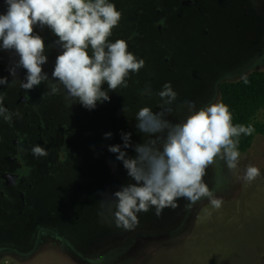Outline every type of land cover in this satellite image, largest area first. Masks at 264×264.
<instances>
[{"label": "rangeland", "instance_id": "rangeland-1", "mask_svg": "<svg viewBox=\"0 0 264 264\" xmlns=\"http://www.w3.org/2000/svg\"><path fill=\"white\" fill-rule=\"evenodd\" d=\"M180 1L111 0L121 19L110 40H125L144 67L130 74L127 88L109 91L110 100L98 103L91 117L66 118L65 139L59 135L47 156L32 160L26 179L36 184L34 211L49 218L34 219L32 227L45 229L38 240L36 231L7 234L0 264H264V135L241 153V174L247 165L260 169L253 181L237 180L221 160L207 169L204 181L222 199L219 209L207 198L191 207L181 199L160 216L154 208L139 213L132 230L117 227L109 212L112 193L130 178L108 146L122 145V132L132 133L133 144L147 139L135 127V114L144 106L160 110L157 93L166 82L177 93L168 117L175 123L188 115L184 102L199 109L220 99L222 81L264 70V0ZM6 10L0 0V14ZM159 11L169 18L162 38L150 33L162 22ZM35 32L45 54H59L47 47L57 39L49 28ZM147 86L151 95H141ZM257 120L264 122V109ZM127 154L136 155L132 148Z\"/></svg>", "mask_w": 264, "mask_h": 264}, {"label": "clouds", "instance_id": "clouds-1", "mask_svg": "<svg viewBox=\"0 0 264 264\" xmlns=\"http://www.w3.org/2000/svg\"><path fill=\"white\" fill-rule=\"evenodd\" d=\"M4 3L7 10L0 14V50L14 53L18 59L11 61L9 67L13 80L0 77V86L12 87L19 82L21 89L29 91L47 82L49 92L44 95L58 94L62 86L67 107L79 103L94 110L98 103L110 100L109 91L127 88L130 74L144 67V60L128 51L125 40H110L121 19V12L111 0ZM37 26L49 28L57 38L47 47L60 49L51 73L52 80L58 83L49 81V74L42 68L48 56L44 39L35 32ZM20 69L25 70L22 80ZM105 82L108 90L102 88ZM141 95H151V87L147 86ZM157 95L161 98L159 111L144 106L135 114V127L147 139L133 144L132 133L122 132L123 144L108 146L130 178L112 193L115 199L109 205L116 226L125 230L138 225L139 213L154 208L155 215L160 216L165 208L178 207L181 199L191 207L207 198L219 209L222 199L204 181L207 169L217 160L223 161L237 180L251 182L260 175L254 165L245 166L241 174L239 137L252 135L254 128L234 126L226 104L217 100L197 109L194 102L186 101L188 115L173 123L168 117L174 111L177 93L171 83L166 82ZM4 100L5 94L0 93V117L11 124L12 116L21 118V113H10ZM122 111L127 112L125 105ZM104 135L111 138L112 133ZM128 148L134 150V157L128 156ZM31 153L35 157L48 154L40 145L32 146Z\"/></svg>", "mask_w": 264, "mask_h": 264}, {"label": "flooded vegetation", "instance_id": "flooded-vegetation-1", "mask_svg": "<svg viewBox=\"0 0 264 264\" xmlns=\"http://www.w3.org/2000/svg\"><path fill=\"white\" fill-rule=\"evenodd\" d=\"M193 4V0L180 1L181 6ZM178 15L182 16V13ZM158 17L162 22L159 23L158 28L155 25L150 27V33L158 34V37L162 38L169 26L167 22L163 23L166 16L160 11ZM168 20L169 18L166 21ZM1 53L2 51L0 52V68L3 67L4 71L0 72V77H7L11 82L13 77L9 73L10 63L18 57H15L14 53ZM46 55L48 62L42 65V68L49 74V81L58 83L51 77L58 54ZM164 60L170 61L169 57ZM24 76L25 70L20 69L19 79L22 80ZM47 92H49L47 82L29 91L21 89L19 82L12 87L0 86V93L5 94V107L10 113L16 111L21 113V118L12 116L11 124L0 117V245L9 233L16 236L19 234L32 236V233L36 231L34 238L38 240L45 231L40 229L42 223H38L35 228L32 227L35 224L34 219L49 218V213L41 215L34 211L36 207L33 196L36 184L34 180L26 179L31 170L32 160L35 158L31 153L32 146L40 145L46 150L48 145L54 144L59 135L61 139H65L70 127L65 121L66 118L69 120L91 117L94 113V110H88L79 103L72 105L71 108L67 107L62 86L58 94L44 95ZM21 220L25 222L22 223Z\"/></svg>", "mask_w": 264, "mask_h": 264}, {"label": "trees", "instance_id": "trees-1", "mask_svg": "<svg viewBox=\"0 0 264 264\" xmlns=\"http://www.w3.org/2000/svg\"><path fill=\"white\" fill-rule=\"evenodd\" d=\"M219 90V101L228 106L233 125L254 128L252 135L239 137L238 150L244 153L252 147L256 135H264V122L257 120L264 109V70H254L238 80H224Z\"/></svg>", "mask_w": 264, "mask_h": 264}]
</instances>
